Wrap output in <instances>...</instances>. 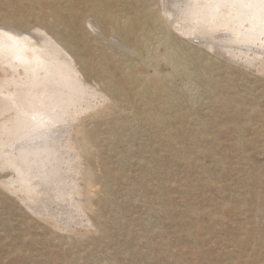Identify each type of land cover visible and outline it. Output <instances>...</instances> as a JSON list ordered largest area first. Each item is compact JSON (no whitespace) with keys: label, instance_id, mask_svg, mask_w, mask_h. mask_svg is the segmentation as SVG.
I'll return each instance as SVG.
<instances>
[{"label":"rangeland","instance_id":"obj_1","mask_svg":"<svg viewBox=\"0 0 264 264\" xmlns=\"http://www.w3.org/2000/svg\"><path fill=\"white\" fill-rule=\"evenodd\" d=\"M67 1L57 0L61 12L29 8L27 0H0V13L10 18L0 27L15 28L11 18H28L26 33L40 42L41 25L32 16L64 18ZM114 1L113 11L120 12L124 0L103 2ZM126 1L130 8L142 9L139 0ZM151 3L154 10L162 9L160 0ZM73 5L75 12H86L83 4ZM88 23L50 21L46 26L60 42L74 39L84 45L82 56L93 63L85 78L93 90L85 98L90 108L68 107L61 124L49 120L48 129L37 133L41 137L33 143L42 152L38 159L32 157L30 168L39 166L43 172L38 175L43 189L34 203L13 192L19 181L1 162L0 152V264H264V71L223 55L213 35L189 36L168 25L204 71L190 72L187 81L196 99L189 109L180 101L183 124L170 123L168 136L157 138L139 116L144 107H156L130 92L113 97L120 71L110 60H101L115 54L123 69L129 64L145 73L144 57L110 29L89 28ZM160 70L167 68L161 65ZM206 80L222 104L205 91ZM182 81H173L176 90ZM178 92L171 93L179 97ZM166 115L170 111H162ZM90 129L96 143L87 158L80 154L78 138ZM238 138L249 142L238 144ZM5 178L12 188L1 185Z\"/></svg>","mask_w":264,"mask_h":264},{"label":"bare ground","instance_id":"obj_2","mask_svg":"<svg viewBox=\"0 0 264 264\" xmlns=\"http://www.w3.org/2000/svg\"><path fill=\"white\" fill-rule=\"evenodd\" d=\"M103 1L68 0L67 6L62 7L67 14L64 18H57L54 14L32 16V19L41 25L38 28L43 35L40 42L33 40V35L26 33L31 26L28 18L24 21L11 18L13 23L10 24L18 29L0 27L1 162L14 170L12 177L19 183H16L18 188L13 187V192L17 193L23 201L34 203L40 198L39 193L43 189L40 186L42 177H38L43 172L40 173L39 166L35 170L30 168L34 160L32 157H36V160L42 152L40 147H37L38 142L33 143L41 137L37 133L48 129L49 120L51 122L55 119L61 124L63 122L61 119L65 114L69 116L66 113L68 107H75L73 110L90 108L85 103V98L92 95L90 92L93 91L85 80L86 71L91 70L93 63L82 56L84 45L74 39L60 42V38L57 35H51L46 28L50 21L62 25L68 20H76L81 24L89 22V28L110 29L127 48H134L139 58L144 57L142 69L146 71L145 73H140L136 67L126 64L128 62L125 63L128 70L123 69L121 64H118L120 61L115 54L102 55L101 60H110L114 65H118L120 71V85L115 86V89L111 88L113 97L116 98L120 92H130L138 100L144 101L148 98L147 104L152 103L150 105L156 107V110L144 107L139 111V116L140 121L153 129L154 136L157 138L163 135L168 136L169 132L165 127L170 123L180 126L183 124L186 117L180 112L181 107L185 103V107L189 109V105H193L196 99L195 92L193 93L195 88L193 89V85L191 88V85L189 86L191 81L189 80L188 83L187 80L190 75L192 77V74L204 71L202 66L195 64L193 54L185 52L182 40L169 30L168 25L189 36L193 34H203L202 37L213 35L218 39L214 41L216 48H219L223 55L228 54L231 57L244 59L247 65L256 67L258 71H264V0H160L162 12L154 10L152 0H139L141 10L130 8V4L124 0L120 12L113 11L118 5L115 1L108 4ZM25 3L29 8L56 7L58 11H61L57 0H27ZM72 4H83L86 12H75L73 9L75 5L72 6ZM114 4L115 6H112ZM31 15L30 13L28 16ZM7 19L10 20L8 15L6 17V14L0 13V23L7 22ZM121 41L118 42L121 43ZM123 50L126 51V49ZM249 52H252V56ZM79 63L82 64L83 69L78 66ZM161 65L167 68L166 72L160 70ZM177 79L185 81L180 84L181 86L177 88L179 92L176 93L184 97L183 100L181 96L177 97L171 93L177 91L175 88L177 81L173 82ZM211 84L212 81L208 80L205 91L208 95H213L215 104L220 105L223 101L214 95ZM203 85L205 86L204 83ZM180 101H183L182 106H179L182 104ZM83 104L86 105L83 107ZM162 111H170L171 116L167 118L168 115H166L164 118ZM128 112L132 111L128 110ZM55 120L53 124H56ZM253 129L255 130V127ZM197 131H201L200 128H197ZM83 132L84 134L78 138L79 150L83 157L88 158L96 143V136L91 129ZM47 134L49 135L48 132ZM236 141L238 144L244 141L249 142L242 138ZM46 157L45 159L48 158ZM51 158L54 157L51 156ZM33 165L31 164V167ZM56 169H58L57 166ZM2 183L4 187L12 188L13 182L6 179Z\"/></svg>","mask_w":264,"mask_h":264}]
</instances>
